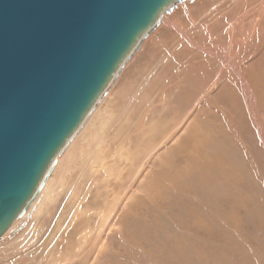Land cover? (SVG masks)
Here are the masks:
<instances>
[{
    "label": "rangeland",
    "instance_id": "374dc122",
    "mask_svg": "<svg viewBox=\"0 0 264 264\" xmlns=\"http://www.w3.org/2000/svg\"><path fill=\"white\" fill-rule=\"evenodd\" d=\"M263 91L264 0L175 4L1 237L0 264H264ZM190 135L224 154L218 177L172 156Z\"/></svg>",
    "mask_w": 264,
    "mask_h": 264
},
{
    "label": "water",
    "instance_id": "95a60500",
    "mask_svg": "<svg viewBox=\"0 0 264 264\" xmlns=\"http://www.w3.org/2000/svg\"><path fill=\"white\" fill-rule=\"evenodd\" d=\"M181 1L0 0V239L123 61Z\"/></svg>",
    "mask_w": 264,
    "mask_h": 264
},
{
    "label": "bare ground",
    "instance_id": "6f19581e",
    "mask_svg": "<svg viewBox=\"0 0 264 264\" xmlns=\"http://www.w3.org/2000/svg\"><path fill=\"white\" fill-rule=\"evenodd\" d=\"M173 6V5H172ZM172 6H169L160 16L158 22L156 24L159 23L161 17L164 15V13L166 11L169 10V8H171ZM142 39L140 40V42L133 48L132 52L129 54V56L123 61V63L121 64V66L119 67V69L117 70L116 74L113 76V78L110 80L109 84L107 85V87L104 89V91L102 92V94L108 89V87L113 83L114 79L116 78V76L119 74L122 66L124 65V63L126 62V60L135 52V50L137 49V47L140 45ZM228 59V61L231 63L229 57L226 58ZM235 72L237 71V68L232 65ZM239 74V73H238ZM101 94V95H102ZM262 94L264 95V91L262 92ZM101 97V96H100ZM100 97L97 99V101L94 103V105L92 106V108L89 110V112L87 113V115L85 116V118L83 119L82 123L77 127V129L74 131V133L72 134V136L69 138L68 142L63 146V148L61 149V151L58 153V155L56 156V158L52 161L51 165L49 166L47 172L45 173L43 179L41 180L32 200L29 202V204L27 205L26 209H25V213L28 212V208L30 206V204H32L34 202V200L37 198L38 194L40 193L41 190L44 189V186L46 185V180L49 176V173L51 172V170L54 168V166L56 165V162L58 161V158L60 157V155L64 152V150H66V148H68V146L71 144V142L73 141V139L75 138V136L77 135L78 131L82 128L83 124H85V122L88 120V118L91 116L93 109H95V106L98 102V100L100 99ZM264 99V98H263ZM205 124V123H204ZM206 125V124H205ZM207 126V125H206ZM192 130V129H191ZM195 131V130H194ZM201 131V130H200ZM199 133V132H198ZM170 134H168L167 136L163 137V138H170ZM204 136V135H203ZM189 142V146L185 148V145L177 147L173 152H172V156H183L184 159H186L188 162H192V170L194 171H199L200 174H204V175H210L213 178L218 177L217 173H219L222 169L221 166V159L225 158L224 154L222 152H217V153H213V150L211 153H209V147H210V142L204 140L202 137L196 135L195 137H193V135H190V138L187 139ZM213 148V147H212ZM216 148V147H215ZM189 154V156L186 158L183 153ZM195 152V153H194ZM65 156V155H64ZM174 158V157H173ZM171 166H175V163L172 162L170 163ZM216 167V169H218L219 171H217V173H215L214 171H212L211 167ZM206 168H208L209 174H207V170ZM229 168V167H228ZM229 170L232 172L231 174H229L227 176L226 173V169L222 170L221 174H223L224 177V182L227 186H235V184L238 182H241V176L242 174H238L237 172L239 171H243L242 169H234L232 170L231 168H229ZM169 172V168H166L163 172H162V176L166 177L168 175ZM192 174V173H191ZM216 174V175H215ZM197 175V174H196ZM179 176V175H178ZM238 176V180L235 181L233 180L234 177ZM181 177V176H180ZM208 177V176H207ZM222 178V177H221ZM175 181V180H174ZM171 183V182H170ZM173 183V182H172ZM173 187V186H172ZM234 188V187H233ZM23 214V215H24ZM23 215L21 217H23ZM21 217H19L18 219H20ZM17 219V220H18Z\"/></svg>",
    "mask_w": 264,
    "mask_h": 264
}]
</instances>
